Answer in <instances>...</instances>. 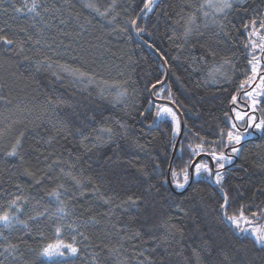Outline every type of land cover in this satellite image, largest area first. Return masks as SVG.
Instances as JSON below:
<instances>
[{
    "label": "trees",
    "instance_id": "trees-1",
    "mask_svg": "<svg viewBox=\"0 0 264 264\" xmlns=\"http://www.w3.org/2000/svg\"><path fill=\"white\" fill-rule=\"evenodd\" d=\"M38 3L41 15L34 17L23 8L22 0L0 2V35L14 41L12 45L0 41V211L19 195L28 198L18 214L21 220L47 212L28 221V229L15 223L11 228L0 227V264H47L39 253L57 238L55 217L61 215L56 212V198L47 193L59 184L68 189H58L70 212L65 221H74L78 228L75 233L64 228L59 237L70 241L76 235L79 253L70 264H264V249L254 238L236 234L230 222L218 219L222 199L214 183L201 179L183 192L163 183L170 177L177 136H172L170 119L154 121L156 105L163 104L156 99L168 100L170 90L184 120L171 163L177 170L189 159V144L198 143L200 136L217 138L219 128L226 127L224 113L230 109L232 95L244 98L239 85L251 73V57L245 50L249 26L245 25L264 19V0H233L227 16L217 14L223 29L211 22V15L206 21L197 10L203 0H156L154 10L138 20V26L146 30L139 37L163 56L169 69L165 83L155 86L152 97L150 89L164 76L162 62L134 37L131 24L126 23L137 17L143 0ZM97 8L106 14L101 16ZM191 13L199 27L185 37L184 20ZM37 62H42L39 71ZM60 65L79 68L92 81ZM215 68L221 71L214 81L209 72ZM56 98L68 101L71 107L47 103ZM243 101L250 103L247 97ZM238 105L245 106L239 101ZM65 119L72 122L71 128L80 127L82 120L85 136L92 133L94 137L93 129L101 126L111 127L115 134L110 140L105 134L106 142L93 148L91 137L81 144L79 133H58L59 121ZM50 136L54 140L48 144ZM17 138L21 140L19 155L8 156ZM239 147L236 160L223 170L229 191L227 212L238 215L243 205L250 219L257 212L261 222L264 136L247 137ZM199 160L209 161L205 157ZM156 163L160 168H155ZM141 165L148 173L147 182L137 171ZM26 168L34 175H27ZM69 171L84 180V188H77L64 174ZM88 177L97 181L102 193L116 190L113 205L128 195L141 200L136 205H106L92 194ZM148 183L156 184L159 193L145 191ZM168 217L184 229L183 238L160 227ZM8 243L18 245L11 255L4 251Z\"/></svg>",
    "mask_w": 264,
    "mask_h": 264
},
{
    "label": "snow or ice",
    "instance_id": "snow-or-ice-1",
    "mask_svg": "<svg viewBox=\"0 0 264 264\" xmlns=\"http://www.w3.org/2000/svg\"><path fill=\"white\" fill-rule=\"evenodd\" d=\"M2 2V0H0ZM156 4V0H143V7L140 9V12L137 13V17L140 15L147 16V14L154 10V5ZM41 5L38 3V0H31V4H25L24 8L27 9L28 14H32L35 16H40L41 13L38 9ZM88 7L94 8L95 5L89 4ZM205 8L212 9L211 14L208 11H205ZM233 8V0H203V3L199 5L197 9L200 11L205 17L206 21L207 18L211 15L212 16V23L219 24L220 28L223 29L224 25L220 23L217 19V14H223L227 16V10ZM16 12H21V8H15ZM44 11H47L45 8ZM96 11L101 15L104 16L106 13L99 12L97 8ZM197 17L195 13L189 14L186 19L184 20V33L185 37H188L193 31L194 27L198 28L199 26L196 24ZM64 21H61L63 23ZM126 23H130L137 35H141L146 30L143 27L138 26V21L136 18H132L131 20L127 21ZM253 25L252 31L249 33V37L256 36L259 39V42L256 40H249V43L245 45L246 48L251 47V51L248 53L251 56V59L248 60V65L251 66V75L247 76V78L241 81L239 85V89H245L246 85H251L253 81L259 79L260 83L256 84L255 88L251 91H244V95L251 101L249 105H247V111H240L238 110V97L237 95H232L231 97V104L237 107H231L228 112L224 113L226 118V127H220L218 131L217 138L208 140L204 136L199 137V142L193 144H189L188 147L191 150L189 159L184 163L183 167L177 170L174 167H169L168 172L170 173L171 181L170 183L172 186L177 190H183L186 186H189L193 183H200L201 179L210 180L214 183L221 194L222 202L219 203V210L222 213V216H218V219L221 222L228 221L230 224L238 230L240 234H248L252 238H254L255 244L259 245L262 249H264V224H259L256 222L257 220V212L251 213V219L248 215L245 214L244 206H241L239 214H228L227 207L229 205V191L225 188L224 182L226 179L225 172L222 171L225 169L226 165H230L233 162V156L238 154L241 151L239 146L245 141L247 137H253L257 134L264 136V55L257 57L255 55V50L259 49L261 53H264V35L261 34V30L264 29V19L259 22V28H256L257 21L253 19L251 21ZM247 28V25H245ZM125 28H121V31H125ZM151 35V33H148ZM0 41H2L5 45H12L14 41L9 39L7 36L0 35ZM38 43V41H37ZM151 46V45H149ZM10 50V49H9ZM18 51L22 52L23 48H18ZM215 55V53H212ZM27 59V57H25ZM47 59V57L45 58ZM200 59H203L201 57ZM228 60H225L224 63H228ZM42 62H37V71L40 70V64ZM49 68L52 67V64L49 63L47 65ZM61 68L70 71L73 75L78 76L80 78L87 77L89 82L92 81V77L88 75V73L81 71L79 68L70 69L68 65H60ZM221 70L220 68H215L209 72L210 78L214 81L216 80V74L219 73ZM59 78V77H57ZM105 83H107L105 81ZM159 83V82H158ZM153 90H155V85H153ZM163 91V89H161ZM126 93H119V95H125ZM157 98H159V94L157 93ZM169 101L175 103L172 99L171 91L169 90V95L167 97ZM49 105L58 106V105H67L71 107V104L62 99L56 98L55 100L49 99L47 101ZM151 104L152 101H149ZM230 113L234 114L230 115ZM257 113H259L257 115ZM143 116L144 113H141ZM171 122L172 128V136L176 137L181 132V122L178 119L176 111L173 110L172 107L167 105H156V111L154 113V121H166L169 120ZM61 127L58 129L59 132H65L66 135H71L72 132L79 133L82 137L81 144H84L85 140H88L90 137L95 141L92 144V147H98L101 144L105 143L104 135L107 134L108 139L110 140L113 135L115 134L111 127H104L101 126L99 129H93V132L96 135L93 137L92 133H89L85 136L82 132V127L84 126V122L82 120L79 121L80 127L71 128V121L68 119L59 121ZM123 127V125H121ZM243 129V130H242ZM23 135V133L21 134ZM54 140V137L50 136L46 143L51 144ZM21 146L20 138H17L15 144L12 145V148L6 154L8 156H17L19 155L18 149ZM142 147L141 145H138ZM175 146V145H173ZM86 150L88 149L87 145H85ZM225 149H230V151H225ZM202 154L209 156L211 159L208 160H197V157H200ZM58 162V161H57ZM214 165V168L210 166ZM143 165L137 168V171L145 178V182L148 181V173L144 170ZM155 168H160V164L156 163ZM63 171V170H62ZM25 173L27 175H34L29 169H25ZM207 174L205 177L203 174ZM67 177L71 179L73 184L77 188H84V180L78 176L74 175L71 171L64 173ZM182 178V179H181ZM103 180V177L100 178ZM88 183L92 185L91 192L92 194L99 200H101L104 204L110 205L113 207H122L127 204L136 205L138 201L141 200V197L128 195L125 199H121L120 204L113 205L114 199L118 198V193L115 189L112 190L111 194H105L100 191L99 184L96 180H93L91 177L87 178ZM39 183V181H37ZM163 183H169L167 177L163 181ZM58 189H63L65 192L68 191L65 188L64 184L57 185L56 189L48 192L47 195L51 197H55L57 201V208L56 212L60 213L61 215L56 217L57 223L55 226V235L57 239L54 241L48 242L46 245L42 247L40 250L39 255L46 258L47 264H70L71 259L76 257L79 253V248L77 247V240L76 235L71 236L70 241H65L60 239L59 237L62 234V229L67 228L70 229L72 232H78V228L76 223L67 222L65 221V217L70 215V212L66 210L67 203L65 200L61 199V192ZM155 189L157 193H159V188L156 184L148 183L147 188L145 191H151ZM79 195H84V192L81 191ZM27 197L16 196L15 198L8 201L7 207L3 208L0 211V224L3 225V228H11L13 224H22L24 228L28 229L29 224L28 221L38 220L40 217L45 215V212H37L35 215H29L27 220H21L19 218V213L22 212L21 205L27 202ZM180 211H183L180 208V205L176 206ZM111 211V209L109 210ZM260 216L264 217V209L260 210ZM52 216H49L51 219ZM89 220L95 221V217H89ZM160 227H163L169 235H179L181 238L184 236V229L178 226L177 223L172 222V218L168 217V219L164 220ZM83 235V233H79ZM41 235H43L41 233ZM135 236H140L139 232L134 233ZM6 239V238H5ZM87 239V237H85ZM205 245H207V241H205ZM4 251L8 254H12L17 249L18 245L8 243L3 246ZM109 251H115V249H109ZM195 251V250H194ZM225 260L228 259L227 255L225 254Z\"/></svg>",
    "mask_w": 264,
    "mask_h": 264
},
{
    "label": "water",
    "instance_id": "water-1",
    "mask_svg": "<svg viewBox=\"0 0 264 264\" xmlns=\"http://www.w3.org/2000/svg\"><path fill=\"white\" fill-rule=\"evenodd\" d=\"M141 16H142V15H140L139 17H136L137 21L141 18ZM131 31H132V34L134 35V37H135L136 39H138L139 41H141V42H143L144 44H146L147 47H148L149 49H151V50H152V51H153V52H154V53L160 58V60H161V62H162V65H163V68H164V76H163L162 80H161L159 83H157L155 86L163 85V84L165 83L167 77H168V74H169V69H168V65H167L166 61L164 60L163 56H161V55L159 54L158 51H156L152 46H149L148 43L144 42V41L139 37V35H137V33H136V31H135V29H134V27H133L132 25H131ZM250 75H251V73H250ZM256 84H259V82L257 83V79H256L255 81H253V82L251 83V85H246V86H245V89H243L242 92H244V91H251L253 88H255ZM152 91H153V87L150 89V95H151V97H152ZM239 96H240V94L238 95V97H239ZM156 101L159 102V103L167 104V105H169L170 107H172L173 110L176 111L177 116H178V118H179V120H180V122H181V132H180V134L176 137V141H175V144H174L175 146L173 147L172 156H171V159H170V164H169V167H170V166H171V163H172V160H173V157H174V155H175V152H176V150H177L178 144H179V142H180V139H181L182 133H183L184 120H183V116H182L181 112L179 111V109L176 107V105H175L174 103H172L171 101L166 100V99H164V100L156 99ZM250 103H251V101H250ZM250 103H249V101L244 102V104H245L244 107H240L239 105H237V106H238V110H240V111H247V110H248L247 105H249ZM237 106H234V105L230 104L229 107L231 108V107H237ZM233 116H234V114H233ZM151 126H152V125H151ZM242 130H243V129H242ZM201 157H205V158L209 159V161H210V159H211L209 156L204 155V154H202L200 157H197L196 159L199 160ZM235 160H236V155L233 156V162H234ZM227 166H228V165H226V167H227ZM211 167L214 168V165H211ZM226 167H225V168H226ZM168 169H169V168H168ZM223 170H224V169H223ZM223 170H222V171H223ZM168 174H169V172H168ZM168 180H169V184H170L171 188L173 189L174 187H173L172 184L170 183L171 180H170L169 175H168ZM188 187H189V186H186L185 189H187ZM185 189L180 190V191H177V192H183ZM262 218H263V217H261L260 220H261ZM233 229H234V231L236 232V234H240V233L238 232V230H236L234 227H233Z\"/></svg>",
    "mask_w": 264,
    "mask_h": 264
},
{
    "label": "flooded vegetation",
    "instance_id": "flooded-vegetation-1",
    "mask_svg": "<svg viewBox=\"0 0 264 264\" xmlns=\"http://www.w3.org/2000/svg\"><path fill=\"white\" fill-rule=\"evenodd\" d=\"M260 21H261V20H258V21H257L256 28H259V22H260ZM247 26H249V27H248L249 32L247 33V32L244 31V32H245V36H246V43L248 44L250 39H251V40H256L257 42H259L258 37H256V36L249 37V33H250V32L252 31V29H253V25H252V23L250 22V24L247 25ZM261 34L264 35V29L261 30ZM248 48H249V50L247 51ZM248 48L245 47V50H246V54H247V55H249L248 53L251 51V47H250V45H249ZM255 55H256L257 57H260V56L264 55V53H261V52L259 51V49H256V50H255ZM249 56H250V55H249ZM250 57H251V56H250ZM262 64H264V62H262ZM258 82L260 83L259 79H257V83H258ZM243 94H244V93H243ZM242 97H244L243 99L246 98L245 95H243ZM243 99L238 98V101L241 103V105H242V102L244 103ZM239 106H240V105H239ZM243 106H244V105H243ZM257 219H258V218H257ZM256 222L259 223V224H264V220H262L261 222H258V221L256 220Z\"/></svg>",
    "mask_w": 264,
    "mask_h": 264
},
{
    "label": "rangeland",
    "instance_id": "rangeland-1",
    "mask_svg": "<svg viewBox=\"0 0 264 264\" xmlns=\"http://www.w3.org/2000/svg\"><path fill=\"white\" fill-rule=\"evenodd\" d=\"M25 4H28V5H30L31 4V0H22V6H23V8H24V5ZM26 9V8H25ZM26 11H27V9H26ZM161 105H163V104H161ZM55 219H56V217H55ZM0 227H3V225L2 224H0ZM57 239V238H56Z\"/></svg>",
    "mask_w": 264,
    "mask_h": 264
}]
</instances>
